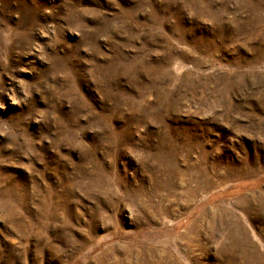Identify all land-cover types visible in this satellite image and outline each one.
Masks as SVG:
<instances>
[{
  "label": "rangeland",
  "instance_id": "rangeland-1",
  "mask_svg": "<svg viewBox=\"0 0 264 264\" xmlns=\"http://www.w3.org/2000/svg\"><path fill=\"white\" fill-rule=\"evenodd\" d=\"M0 264H264V0H0Z\"/></svg>",
  "mask_w": 264,
  "mask_h": 264
},
{
  "label": "bare ground",
  "instance_id": "bare-ground-1",
  "mask_svg": "<svg viewBox=\"0 0 264 264\" xmlns=\"http://www.w3.org/2000/svg\"><path fill=\"white\" fill-rule=\"evenodd\" d=\"M186 148V147H185ZM184 151V150H183ZM185 152V151H184ZM192 153V152H191ZM178 154V157L179 156H181L182 154H180V153H177ZM183 156H184V154H183ZM195 157V156H194ZM200 157V156H199ZM189 159V158H188ZM198 162V161H197ZM164 164V163H163ZM167 164H168V168H169V162H167ZM175 164V162L172 164V167H173V165ZM193 165V164H192ZM171 167V166H170ZM196 175V174H195ZM201 176V175H200Z\"/></svg>",
  "mask_w": 264,
  "mask_h": 264
}]
</instances>
